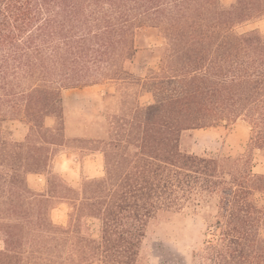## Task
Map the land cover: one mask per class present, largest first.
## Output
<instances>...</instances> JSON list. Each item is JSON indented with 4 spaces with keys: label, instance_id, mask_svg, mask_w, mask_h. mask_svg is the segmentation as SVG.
Here are the masks:
<instances>
[{
    "label": "trees",
    "instance_id": "1",
    "mask_svg": "<svg viewBox=\"0 0 264 264\" xmlns=\"http://www.w3.org/2000/svg\"><path fill=\"white\" fill-rule=\"evenodd\" d=\"M263 18L264 0H0V264H142L149 220L205 199L216 213L198 264H264V200H253L264 194L253 171V151L264 156V34L239 29ZM149 30L164 40L158 69H134ZM105 84L116 86L106 110L71 139L102 154L104 175L74 186L54 164L69 142L63 91ZM7 119L27 124L23 140L5 135ZM238 119L250 129L245 153L181 149L185 132ZM30 174L45 176L43 190ZM61 203L65 224L52 219Z\"/></svg>",
    "mask_w": 264,
    "mask_h": 264
},
{
    "label": "rangeland",
    "instance_id": "2",
    "mask_svg": "<svg viewBox=\"0 0 264 264\" xmlns=\"http://www.w3.org/2000/svg\"><path fill=\"white\" fill-rule=\"evenodd\" d=\"M221 1L224 4H230L234 0ZM253 28H258L264 34V18L260 21L246 22L239 29L247 31ZM163 43V38L155 30H149L145 35H139L136 39L138 52L133 63L134 69L137 67L143 69L144 66L158 69V48ZM115 87V85L105 84L80 86L63 91L64 104L69 110L66 116L69 142L63 146L55 147L56 169L58 174L74 186H78L84 178L104 175L102 154L98 151L89 152L81 147L83 144L72 142L71 139L86 132L85 120L88 122L99 118L101 113L106 110V104L111 100L109 93H112ZM139 101L143 105L148 104L152 102V96L149 93H142ZM112 104L117 107L116 111L119 107L118 100L114 99ZM45 123L47 126H51L53 119H46ZM2 126L5 135L16 141L23 140L28 131V126L22 119H7ZM98 134H100L99 131ZM249 136L248 124L242 119H238L232 124L185 132L181 138L180 146L183 151L199 156L234 157L246 152ZM90 153L99 154V158H101V162L97 163L96 156H93L91 169L86 166L85 162L88 159L86 155ZM253 171L264 174V156L259 150L253 151ZM45 184V176L42 174L28 176V185L34 190H43ZM253 200L257 204H261L264 194L256 192ZM67 210V204H59L52 211L53 221L65 224ZM215 213L216 205L213 199L188 203L180 211L164 210L156 213L145 228L140 262L142 264H198L197 252L203 246V242L210 237L209 232L215 222ZM89 225L92 234L97 236L99 221L92 218L89 220ZM2 246L3 242L0 240V248Z\"/></svg>",
    "mask_w": 264,
    "mask_h": 264
},
{
    "label": "crops",
    "instance_id": "3",
    "mask_svg": "<svg viewBox=\"0 0 264 264\" xmlns=\"http://www.w3.org/2000/svg\"><path fill=\"white\" fill-rule=\"evenodd\" d=\"M86 156H88L87 158V160L85 161L86 162V166L87 167H89V169H91V162H92V159H93V156H96V161H97V163H99V161L101 162V158H99L100 156H99V154H89V155H86ZM91 156V157H90ZM56 158H57V155L55 156V158H54V164H55V168H56V165H57V163H56ZM103 161V160H102ZM57 170V169H56ZM91 171V170H90ZM93 176H95V175H93ZM90 177V176H89ZM69 182V181H68ZM70 183V182H69ZM72 184V183H71Z\"/></svg>",
    "mask_w": 264,
    "mask_h": 264
}]
</instances>
